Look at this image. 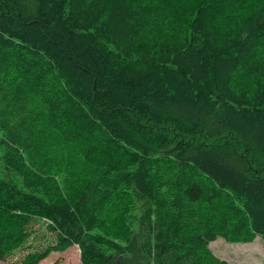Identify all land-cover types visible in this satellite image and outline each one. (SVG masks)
<instances>
[{
  "label": "trees",
  "instance_id": "obj_1",
  "mask_svg": "<svg viewBox=\"0 0 264 264\" xmlns=\"http://www.w3.org/2000/svg\"><path fill=\"white\" fill-rule=\"evenodd\" d=\"M0 0V261L230 264L264 249V0Z\"/></svg>",
  "mask_w": 264,
  "mask_h": 264
},
{
  "label": "rangeland",
  "instance_id": "obj_2",
  "mask_svg": "<svg viewBox=\"0 0 264 264\" xmlns=\"http://www.w3.org/2000/svg\"><path fill=\"white\" fill-rule=\"evenodd\" d=\"M253 3L251 0L249 5ZM42 235L43 233L33 234L25 244L1 260L0 264H22L28 253L42 251L48 245ZM209 247L215 256L230 264H264V249L260 237L255 236L244 243H231L217 239L211 242ZM38 264H82L79 247L76 244H70L62 250H55Z\"/></svg>",
  "mask_w": 264,
  "mask_h": 264
}]
</instances>
